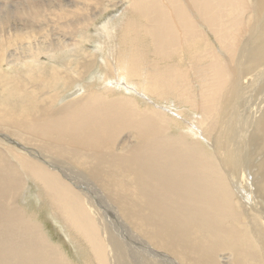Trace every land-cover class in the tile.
Listing matches in <instances>:
<instances>
[{
  "label": "bare ground",
  "instance_id": "6f19581e",
  "mask_svg": "<svg viewBox=\"0 0 264 264\" xmlns=\"http://www.w3.org/2000/svg\"><path fill=\"white\" fill-rule=\"evenodd\" d=\"M25 1L18 5V18L10 11L3 17L0 10V84L5 93L0 97V126L10 133H0V138L12 143L13 136L33 157L31 151L37 150L46 165L37 157L13 155L0 147V264H68L47 250L43 234L24 218L22 207L14 204L26 175L39 181L50 208L93 248L97 264H171L172 257V264H223V258L228 264H264V0H129V10L137 12L140 23L138 29L132 24L135 20L123 24L122 38L131 42H122L123 49L120 44L107 47L97 42L100 52L107 48L106 58H102L106 70L103 87L97 85L93 90L96 80L80 82L78 77L93 68L98 56L78 62L75 74L52 67L53 80L72 85L80 82L84 91L69 94L60 105L58 93L38 100L29 84H37L34 78L45 74L40 68L41 56L63 51L65 40L60 38L70 36L78 25L84 30L86 23L91 24L84 17L94 9L101 12L103 0ZM77 8L84 13L81 18H76ZM37 15L54 22L53 26L47 23L48 33L59 29L58 37L46 41ZM61 19L63 23L58 21ZM28 22L32 30H26ZM106 26L99 27L114 40L115 33ZM76 30L73 33L79 32ZM32 37L35 42L31 45ZM214 44L226 52L225 59L214 50ZM43 45L49 48L42 50ZM146 50L161 64L148 63ZM177 52L189 54L185 70L170 64ZM25 61L29 64L24 68L31 69L21 73L31 77L26 81L4 69ZM4 64L8 67L2 68ZM122 82L156 97L172 95L193 108L205 123L199 131L212 141L214 156H204L199 139L188 142L185 134L170 136L165 113L153 105L140 106L135 97L120 89ZM241 83L255 92L260 85V102L249 112L244 109L234 118L224 119L229 108L225 102ZM110 85L118 88L114 97L109 96ZM246 113H250V121L242 129L240 117ZM230 130L233 138H227ZM249 177L256 180L263 201L244 195ZM240 194L251 205L247 212L235 209L237 205L245 210L234 200ZM106 199L132 236L123 239L104 227L99 208L107 213ZM15 231L20 233L16 242L11 235Z\"/></svg>",
  "mask_w": 264,
  "mask_h": 264
},
{
  "label": "rangeland",
  "instance_id": "374dc122",
  "mask_svg": "<svg viewBox=\"0 0 264 264\" xmlns=\"http://www.w3.org/2000/svg\"><path fill=\"white\" fill-rule=\"evenodd\" d=\"M10 1V2H9ZM0 0V10L1 12H3L4 15H2L3 17L6 16L9 11L12 12L13 16H15L16 18H18L20 11L18 9V5L20 3H23L25 0H18L19 3H17V0H13L15 1V3L11 2V0ZM58 0H55V2ZM4 2V3H3ZM9 3L8 5H6L7 3ZM26 2L25 1V5L22 4V8L26 6ZM3 5H2V4ZM14 5V6H13ZM24 5V6H23ZM130 1L129 0H103L101 2V4L99 5V8L101 9V12H99L98 14L95 13L97 12V9H94L91 14L86 15L84 18L88 19L89 21H91V24H87L86 23V29L84 28V30H82L80 28V26H76L73 29H71L70 31H72L71 35L69 36L67 34V36L65 38H60L62 41L65 40V42H62L63 45H65L66 47L63 49V51L61 50H54L51 51L50 54L49 53H44V56H41L40 58V63H41V67L40 68H44L45 69V74H39V76H36L34 79L36 80V83H30L29 84V89H33L34 90V96L37 97L38 100H40L41 98L46 97L50 94H55L58 93L59 94V98L57 100V104L60 105L63 102L65 103L66 100H68V95L71 93H78V94H82L84 91L81 90V83L80 82H84V81H95L96 83L93 84L91 86V89L96 90L97 85L103 87V82H104V74L106 72L105 67H104V62L102 60V58H106V51L107 48L103 51H99L98 47L99 45H97V42H104L107 47H110V44L113 45H118L120 44V48L123 49L124 48V44H127L128 42H131V39H124L122 38V28H123V24H129L132 23V20H135V22H133L132 24H134L136 26V28L138 29V26L140 25V23H138V21L136 20L137 18V12H134V10L130 9ZM7 8V9H6ZM3 9V10H2ZM14 9V10H13ZM42 9V8H41ZM52 9V8H51ZM7 10V11H6ZM43 10V9H42ZM92 10V9H91ZM132 10V12H131ZM45 12V10H43ZM100 11V10H99ZM76 18L79 16V18H81L82 14H84L83 12L81 13V9H76ZM7 13V14H6ZM17 13V15H16ZM26 13V12H25ZM133 13V14H132ZM134 13H136V17L134 15ZM132 14V15H131ZM39 20L42 18L39 15H37ZM134 16V17H133ZM93 17V18H92ZM114 17V18H113ZM1 18V17H0ZM112 18V19H111ZM133 18V19H132ZM3 19V18H1ZM0 19V20H1ZM43 19V18H42ZM55 19V18H53ZM109 19V20H107ZM128 19V20H127ZM123 20V22H122ZM125 20V21H124ZM60 21V23H63V19L58 20ZM118 21V22H117ZM121 23H120V22ZM107 22V23H106ZM126 22V23H124ZM41 26V34H47L46 36V41L49 42L52 39H55L56 37H58L57 35V31L59 29H55L51 34L48 33V27H47V23H50L52 26L54 25V22L51 21H46L45 17H44V21L40 20V22H38ZM117 23V24H116ZM106 24V28L108 29V31L115 33L114 36V41L113 35L108 33L110 36H107L104 34V31L101 30L102 26ZM116 26H115V25ZM43 25V26H42ZM114 25V26H113ZM88 26V27H87ZM94 26V27H93ZM101 28H100V27ZM98 28V30H97ZM118 28V29H117ZM119 28L121 30H119ZM66 29V28H65ZM74 29L76 32L73 33ZM26 30H32V23L28 22V26L26 28ZM87 30V31H86ZM89 30V31H88ZM101 32H100V31ZM61 31V30H60ZM99 31V33H97ZM121 31V33H120ZM62 33V32H61ZM87 33V34H86ZM38 35V36H41ZM104 34V35H103ZM208 35H210L209 33H207ZM118 35V36H117ZM122 35V36H121ZM103 36V37H102ZM107 36V37H106ZM63 37V36H62ZM71 39H70V38ZM105 37V38H104ZM208 39H210V36H207ZM82 38V39H81ZM88 38V39H85ZM41 39V38H39ZM85 41H84V40ZM91 39V40H90ZM120 39V40H119ZM97 40V41H96ZM101 40V41H100ZM112 40V41H111ZM119 42H118V41ZM32 45V43L35 42V39L32 37L29 41ZM79 44H78V43ZM108 42V43H106ZM124 44H123V43ZM122 43V44H121ZM69 44V45H67ZM108 44V45H107ZM60 45L57 46V48H60ZM72 46V47H71ZM101 46V45H100ZM115 46V47H116ZM214 50L221 55L222 59H225L224 55L226 54V52L220 48L217 45H212ZM74 47V48H73ZM97 47V48H96ZM49 46L47 45H43L42 46V50L48 49ZM240 49V48H239ZM59 51V52H58ZM61 51V52H60ZM146 52V59L148 61V63L151 62V60H154V57L152 55V53L149 51H145ZM98 53V54H97ZM151 53V54H150ZM187 55H185V54ZM101 54V56H100ZM103 55V56H102ZM87 56H98L99 61H96V63H94L93 68H87V73H82L80 76L78 75L79 78H81L80 82L72 85L71 83L65 84L63 81L57 82L56 80H53V78H51V73H52V67H56L55 70L57 71H61L64 73H68L69 74H75V68L78 64V62L80 61H84V59L87 58ZM150 56V57H149ZM182 56V57H181ZM189 54L187 52H183V53H176V56L173 57V60L170 61V64L172 67H180L183 70L186 69V66H188V64L190 63V58L188 57ZM153 57V58H152ZM184 57V58H183ZM187 60H186V59ZM146 61V62H147ZM156 61V60H154ZM158 61H156L157 63ZM187 64H185V63ZM29 64V61H25L22 62V64H19L18 62L14 65V66H10L9 68H4L8 71H10V76L12 77H20V75L22 76L23 73L25 72H31V69H25L24 67L27 66ZM158 64V63H157ZM161 64V63H160ZM158 64V65H160ZM185 64V65H183ZM183 65V66H182ZM3 67H8L7 65H3ZM13 67V68H12ZM85 65L80 69L83 71ZM12 68V70L10 69ZM14 70V71H13ZM2 71H0L1 73ZM48 72V73H47ZM90 72V73H89ZM94 72V73H93ZM99 72V73H98ZM22 73V74H21ZM89 73V74H88ZM9 74L7 73V76H9ZM16 74V75H15ZM49 77H48V75ZM95 74V75H92ZM85 75V76H84ZM101 75V76H100ZM113 74L109 75L110 76V80H111V76ZM262 77L264 78V71L262 73ZM45 76V77H44ZM61 76L63 77V74L61 73ZM92 76V77H91ZM104 76V77H103ZM91 77V78H90ZM94 77V78H93ZM31 78V77H30ZM28 76H22L20 79V81H26L27 79H30ZM39 78V79H38ZM51 78V79H50ZM91 80H89V79ZM93 78V80H92ZM261 78L258 82L263 81L264 79ZM263 79V80H262ZM38 80V81H37ZM53 80V81H52ZM79 80V79H78ZM48 81V82H47ZM52 81V82H51ZM56 81V82H55ZM98 81V82H97ZM47 84V85H46ZM126 83L122 82L121 85L119 86L121 90H123V92L126 93L127 96H132L135 97V99L138 100V104L140 106H150L153 105L154 107H156L157 109H161V111L163 113H165L164 115L168 118L167 122L169 123V131L168 132L170 134V136H175L177 135L178 138L181 137V134H185L187 137L186 140H188V142H195V139H199V141L202 143V146L200 147L201 151H203L204 156L206 157H210V156H214V150L212 148V141L211 140H206L205 138L201 137V133L199 131V129H202V127H204L205 123H201V119L197 118L196 114L197 112L195 110H193V108H191L188 105H184L181 104L180 102L176 101V99L172 96H164L163 98L156 97L154 96V94H150V93H145L144 91H141L139 89H135L133 87H130V85L127 86L125 85ZM256 84V83H255ZM57 85V86H56ZM124 85V86H123ZM45 86V87H44ZM48 86V87H47ZM35 87V88H34ZM37 87V88H36ZM70 87V88H69ZM77 87V91L75 90V88ZM100 87V89H101ZM110 87H113V89L111 88V95L109 94L110 97H114L115 93L119 92L118 88H115L114 86L110 85ZM125 87V88H124ZM246 86H244V83H241L237 88H236V92L235 93H231L230 96L227 98L225 103L229 104V108L227 109V116H224V119L230 118L231 116L234 118L235 116L239 115V113L244 110L247 109V111L249 112V108L253 109L256 108L260 102L257 101V98L260 97L259 95V87L260 85H256V87H258L256 90V92L251 88L249 89V87H247V90L245 88ZM39 88V89H38ZM244 88V89H243ZM38 89V90H37ZM99 89V90H100ZM128 89V91L126 90ZM197 89V88H196ZM238 89V90H237ZM241 89V90H240ZM244 91H243V90ZM56 90V91H55ZM79 90V91H78ZM251 90V91H250ZM39 91V92H38ZM54 91V92H53ZM92 91V90H90ZM113 91V92H112ZM117 91V92H116ZM140 91V92H139ZM250 91V92H249ZM253 92V94H252ZM261 92V91H260ZM129 93V94H128ZM131 93V95H130ZM5 94L4 90H3V85L0 84V97H2V95ZM62 94V95H61ZM246 94V95H245ZM252 94V95H251ZM61 95V96H60ZM152 95V96H151ZM148 96V97H147ZM150 97V98H149ZM254 97V99H253ZM167 98V100L165 99ZM153 99V100H152ZM175 99V100H174ZM261 99V98H260ZM148 100V101H147ZM164 100V101H163ZM248 100V102H247ZM252 100L255 103H251ZM140 102H144V103H139ZM159 101V102H158ZM176 101V102H175ZM148 102V103H147ZM154 102V103H153ZM159 104H158V103ZM231 102V104H230ZM153 103V104H152ZM178 103V104H177ZM149 104V105H148ZM155 104V105H154ZM162 106L165 105V106ZM173 104V105H172ZM180 105V106H179ZM251 105V106H250ZM173 108H172V107ZM184 106V107H183ZM236 106V107H235ZM242 106H245L242 107ZM190 109H189V108ZM235 107V108H234ZM142 109V108H141ZM166 109V110H165ZM171 109V110H170ZM182 109V110H181ZM186 109V110H185ZM185 112H184V111ZM166 111V112H165ZM172 112V113H171ZM189 112V113H187ZM191 112V113H190ZM193 112V113H192ZM168 113V115H166ZM196 113V114H195ZM237 115H236V114ZM172 114V115H171ZM174 114V115H173ZM229 114V115H228ZM177 115V116H176ZM247 115H250V113H246V116L243 115L240 117V125L242 127V129L247 128L248 126H246V124L249 125V121L250 119L247 118ZM229 116V117H228ZM195 117V118H194ZM231 117V118H232ZM175 118V119H174ZM181 118V119H180ZM194 118V119H193ZM197 118V119H196ZM247 118V119H246ZM179 119V120H178ZM185 119V121H184ZM189 119V121H188ZM179 122H178V121ZM194 122H192V121ZM243 120V122H242ZM191 121V122H190ZM234 121V119H233ZM180 123V124H179ZM188 123V124H187ZM195 123V124H194ZM233 123V122H232ZM231 123V124H232ZM191 128H189L188 126ZM193 125V126H192ZM197 125V126H196ZM172 128V129H171ZM191 134L189 133V129ZM185 130V131H184ZM188 130V131H187ZM3 132V133H2ZM187 132V133H186ZM0 133L1 135H6L8 136L9 131L0 126ZM189 133V134H188ZM188 134V135H187ZM229 135H227V138H233L234 137V131L230 130ZM125 135V133L122 134V136ZM132 135V134H131ZM11 136V135H9ZM124 137V136H123ZM195 138V139H194ZM13 139V140H12ZM201 139V140H200ZM12 143L8 142L7 140H4V138H0V141H2V145L0 144V147L2 149L5 150H9L10 153H12L13 155H25L26 157L32 158V159H40L42 160V164L46 165L45 160L41 158V156L39 155L37 150H32L31 152L33 153V155H35V157L30 156L25 150H23L22 148H20V146H22V142H20L19 140L13 138V136L11 137ZM128 143L131 141V137L130 139H128ZM15 141V142H14ZM18 142V143H16ZM4 143V144H3ZM17 144V145H16ZM20 144V146H18ZM211 144V145H210ZM231 147L233 146L232 144L230 145ZM12 148V149H10ZM21 153V154H20ZM227 154V158L230 161L231 157H230V151L225 152ZM251 157L253 159H255V157L253 155H251ZM249 158V155L246 157ZM37 159V160H38ZM11 160L13 162L16 161L15 157H11ZM226 160V159H225ZM217 161V160H216ZM233 161V159H232ZM69 168V167H68ZM75 174H78L79 172H77V170L73 169ZM72 170V171H73ZM62 176V175H61ZM63 177V176H62ZM25 180H26V184L23 187V189L21 190V192L19 193V195L17 196V198L15 199V205L16 207L20 206L22 207L21 210V214L23 213L24 218L30 222V223H34L35 226H37L36 228L38 229V232L40 234H43V239L46 241L49 245L48 247V251H51L50 253L54 256H56L55 254H57L59 257H63L62 259H65L66 263L68 264H97L95 262V258L93 257V254L95 252H93V248L91 246H89L88 244L86 245V241L80 239L79 237H77V235L74 233V231L72 229L69 228V226L64 222V220H62V217L56 212H54V210L51 207V205L49 206L48 200L45 197V194L43 193V190L41 188V185L39 183V181L35 180L32 176H24ZM92 181V180H91ZM94 183V182H92ZM86 184V183H85ZM83 184V185H85ZM246 184V187H245ZM256 180L252 179V177H249L248 181L246 183H244V189H245V193L244 195L247 196H252V199L256 198L255 200H258L257 198L261 199L263 201V197L261 198V195H263V193H261L260 191L256 190ZM92 187H94L92 185ZM243 189V191H244ZM87 190V189H86ZM252 190V191H251ZM255 191V193H254ZM239 194V193H238ZM251 194V195H250ZM260 195V196H259ZM258 196V197H257ZM264 196V195H263ZM32 197V198H31ZM241 197H243V194L238 195L237 197H235V202L238 201L237 203H242V205L245 207L244 209H239L237 207V205L235 206L236 210L241 211L242 213L245 211L247 212V209L249 208V206H251L250 204H248V206L244 203V200L241 199ZM107 200V204L109 206L107 213L103 212V210L101 208H99V211L101 212V220L102 222H104V227L107 228V226L109 228H112L113 232L115 234H117L118 232V236L125 239V237H129L132 236L133 233L128 232L127 229V225L124 224L121 221V217H119L120 215L118 214L116 208L114 205H111V202H108ZM254 200V202H255ZM244 203V204H243ZM13 202L11 205H14ZM98 207V206H96ZM113 208V209H111ZM111 209V210H110ZM105 210V208H104ZM23 211V212H22ZM110 211V212H109ZM54 215V216H53ZM58 215V216H57ZM104 215V216H103ZM110 215H112L110 217ZM105 218V220H104ZM119 218V219H118ZM121 218V219H120ZM108 219V220H107ZM33 220V221H32ZM104 220V221H103ZM107 220V221H106ZM241 220L242 221H247V219L245 218V216H241ZM241 220L238 221L237 224H235L238 228L241 225ZM114 223H113V222ZM110 222V223H109ZM121 224L119 227H122L121 229L116 228L119 224ZM112 224V226H110ZM239 224V225H238ZM106 225V226H105ZM69 228V229H68ZM109 228L108 231H109ZM126 228V229H125ZM117 230V231H116ZM41 231V232H40ZM108 231L106 230V232L108 233ZM18 231L12 232V238L13 241H19L20 240V233L18 234ZM71 234V235H70ZM129 236H128V235ZM70 235V236H69ZM142 239V238H141ZM143 240V239H142ZM141 240V241H142ZM50 241V242H49ZM49 242V243H48ZM143 242V241H142ZM52 243V244H51ZM145 244V241H144ZM89 247H91L89 249ZM57 249V251H56ZM61 250V251H60ZM91 250V251H90ZM93 254H92V253ZM62 253V254H61ZM89 253V254H88ZM97 255V254H96ZM98 255L102 256V254ZM226 257L227 254H224L223 257ZM57 257V256H56ZM166 257L168 259H170L171 257L167 256ZM222 257V256H221ZM68 258V259H67ZM92 260V261H91ZM175 260L173 257L170 259V263L172 264V261ZM70 261V262H69ZM224 263L223 264H228V260L226 258H223Z\"/></svg>",
  "mask_w": 264,
  "mask_h": 264
}]
</instances>
